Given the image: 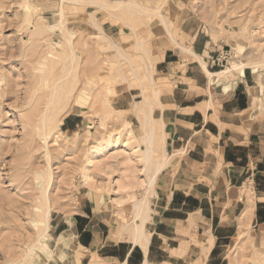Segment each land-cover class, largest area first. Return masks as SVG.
I'll return each instance as SVG.
<instances>
[{"label": "rangeland", "instance_id": "1", "mask_svg": "<svg viewBox=\"0 0 264 264\" xmlns=\"http://www.w3.org/2000/svg\"><path fill=\"white\" fill-rule=\"evenodd\" d=\"M181 29L214 45L211 69L264 72V0H0V264H72L55 226L82 204L103 205L125 237L136 201L155 214L139 112L161 91L158 48L182 40ZM153 116L158 161L162 124ZM46 200L50 256L37 244ZM194 227L186 264H215L202 242L209 226ZM218 252L224 264H264V221L241 225Z\"/></svg>", "mask_w": 264, "mask_h": 264}, {"label": "crops", "instance_id": "2", "mask_svg": "<svg viewBox=\"0 0 264 264\" xmlns=\"http://www.w3.org/2000/svg\"><path fill=\"white\" fill-rule=\"evenodd\" d=\"M186 31L155 54L162 85L152 114L169 160L154 184L150 241L135 243L114 229L103 205L98 212L82 204L55 226L72 264H186L194 226L202 224L209 226L206 257L224 264L221 246H230L241 225L264 221V72L211 69L214 45L203 31ZM167 240L175 242L169 252Z\"/></svg>", "mask_w": 264, "mask_h": 264}, {"label": "bare ground", "instance_id": "3", "mask_svg": "<svg viewBox=\"0 0 264 264\" xmlns=\"http://www.w3.org/2000/svg\"><path fill=\"white\" fill-rule=\"evenodd\" d=\"M118 2H120V1H118ZM132 3L133 2H131V4ZM127 5H129V4H127ZM243 66H245V63H235L232 66V68L230 67L231 69L229 68V70H240V69L243 68ZM153 107L154 106L151 104L148 107V110H144L141 113L139 112V117L141 119V122H142V125H143V128H144V138L143 139H144V142L146 143V152L144 154V159L146 161V164L149 165V170L151 171L150 175H149V178H148V186H147L148 190L147 191L151 190V188L155 184V180H156L157 175L160 173V171L168 163V155L167 154H165V157H164L163 160L155 161V159H156L155 158V154H156V151H157V147H156V145H157L156 137L157 136L155 134V128H154L155 119H154L153 114H152L153 110H154ZM163 136H164V134H163ZM101 148H103V147L92 148L91 151L92 152H95V151L99 152V151H101ZM88 161L89 160L87 159L85 161V163H88ZM85 177H87L88 180L91 179L90 176L88 174H86V173H85ZM126 187H128V186H126ZM145 196H146V194H145ZM149 209L150 208H149L147 199L144 200V201L141 200V201H136L135 202V207H134V222L135 223L133 224L134 229L132 231V237H133L135 243L139 242L142 245H146L148 243V241H150V239H149L150 236L147 235L146 228H145L146 227V222H147V220H148V218L150 216ZM41 210H42V213H41L40 219L38 220V223L41 224L42 228H40V229H42V230H41L40 233L38 232L39 233V237H37L38 238L37 244L39 243L42 248L47 249L48 250L47 254H48V256H50L51 255L50 254L51 251L48 249L49 247H48L47 240H46V237L48 235L47 229L49 228L50 213H51L50 212L51 211V206L49 204V201L46 200L44 202V207ZM126 227L128 228L129 225L124 224L123 228H126ZM40 229H39V231H40ZM142 247H144V246H142ZM37 248H39V247H37ZM145 248H148V247L145 246ZM29 262H30V260H29ZM145 264H148V263H145Z\"/></svg>", "mask_w": 264, "mask_h": 264}]
</instances>
